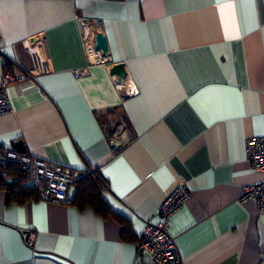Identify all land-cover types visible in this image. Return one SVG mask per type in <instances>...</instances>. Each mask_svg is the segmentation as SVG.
<instances>
[{"label":"crops","instance_id":"0c3cea01","mask_svg":"<svg viewBox=\"0 0 264 264\" xmlns=\"http://www.w3.org/2000/svg\"><path fill=\"white\" fill-rule=\"evenodd\" d=\"M78 17L105 34L106 53H89ZM0 49V78L4 55L36 75L7 86L0 146L21 140L17 152L76 169L87 161L129 225L74 203L78 181L68 202L11 199L9 166L0 264H146L144 220L179 183L189 195L168 231L184 264H264V210L238 199L264 176L246 155L247 137L264 135V0H0ZM119 119L126 136L113 153Z\"/></svg>","mask_w":264,"mask_h":264},{"label":"built area","instance_id":"2783aa9c","mask_svg":"<svg viewBox=\"0 0 264 264\" xmlns=\"http://www.w3.org/2000/svg\"><path fill=\"white\" fill-rule=\"evenodd\" d=\"M79 18L81 38L86 43L89 53L93 52L92 36L93 31L90 22ZM93 50V51H92ZM0 53L3 51L0 49ZM5 56L6 63L10 69H5L0 78V113L11 108L7 86L14 82L27 80L34 81L36 75L18 62ZM16 69V72H13ZM86 71L85 67L73 70L75 76ZM121 87V83L116 84ZM126 123L119 119L114 125L110 134L111 151L115 153L122 145L126 136ZM246 155L252 169L264 172V135H251L246 139ZM17 163L27 173L29 185L34 187L37 195L42 199H49L57 202H68L67 195L69 187L83 177H89L92 182L104 187L106 183L98 170L84 161L82 169H76L58 163H50L17 152L14 148L0 146V174L9 163ZM189 195V189L185 183L175 185L158 205L156 220H144L142 234L136 242V252L138 257L146 264H184L174 237L168 231L171 215L182 205ZM238 199L246 201L251 199L255 202L258 210H264V176L256 182L244 185ZM35 236L34 231L25 234V240L32 243Z\"/></svg>","mask_w":264,"mask_h":264},{"label":"trees","instance_id":"16d2710c","mask_svg":"<svg viewBox=\"0 0 264 264\" xmlns=\"http://www.w3.org/2000/svg\"><path fill=\"white\" fill-rule=\"evenodd\" d=\"M12 166V172L18 175V180L12 182L11 187L8 188V193L11 199L17 201H24L28 197L34 195L37 196V191L31 185L22 186L20 181L24 178L27 179V173L24 171L17 163H9L7 167ZM2 173L0 174V187H5L6 182L2 178ZM78 186L76 189V194L73 198V202L78 206L90 205L98 214L102 216H107L109 214L116 217L121 223L124 224V231L126 234L129 233V225L119 214L114 213L108 206V204L102 199L98 187L92 182L89 177H83L78 180Z\"/></svg>","mask_w":264,"mask_h":264},{"label":"water","instance_id":"95a60500","mask_svg":"<svg viewBox=\"0 0 264 264\" xmlns=\"http://www.w3.org/2000/svg\"><path fill=\"white\" fill-rule=\"evenodd\" d=\"M92 48L93 50H100L102 53H106L108 50V44L106 36L101 31L93 32L92 36ZM112 72L115 73L118 80H121L124 73V64L122 62H117L113 65ZM13 147L18 151L24 152V144L21 140H17L13 143Z\"/></svg>","mask_w":264,"mask_h":264}]
</instances>
